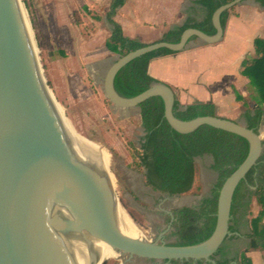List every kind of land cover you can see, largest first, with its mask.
Listing matches in <instances>:
<instances>
[{
  "label": "water",
  "instance_id": "95a60500",
  "mask_svg": "<svg viewBox=\"0 0 264 264\" xmlns=\"http://www.w3.org/2000/svg\"><path fill=\"white\" fill-rule=\"evenodd\" d=\"M247 1L233 0L216 9L215 35L188 28L178 43L146 44L113 62L102 80L106 98L122 112L161 96L164 116L178 133L208 125L249 142L247 157L219 191L212 235L196 245L175 246L122 233L116 217L120 203L109 167L108 171L102 167L94 147L72 140L68 118L60 112L45 79L21 0H0V264H95L108 246L124 262L136 258L159 264L214 263L212 256L230 236L233 194L262 154L260 132L218 115L179 120L173 114L176 94L169 85L155 83L125 98L116 92L114 78L122 67L145 54L161 48L184 50L192 36L202 44L221 41L220 14Z\"/></svg>",
  "mask_w": 264,
  "mask_h": 264
},
{
  "label": "trees",
  "instance_id": "16d2710c",
  "mask_svg": "<svg viewBox=\"0 0 264 264\" xmlns=\"http://www.w3.org/2000/svg\"><path fill=\"white\" fill-rule=\"evenodd\" d=\"M233 0H197L203 11L200 20L188 18L181 26L169 30L161 41L178 43L182 33L188 28L198 29L208 35H215L213 14L221 5ZM126 0H113L106 13V22L110 25V36L106 46L121 56L146 44L124 36L121 25L115 21L117 10ZM264 6V0H258ZM234 8V7H233ZM220 14V23L225 30L228 18L233 10ZM197 39L190 37L189 41ZM166 48L153 51L136 58L122 67L114 78L116 92L125 98L137 96L152 84L160 83L149 73L150 62L158 57L176 54ZM242 76L253 86L251 101L236 92V99L243 108L244 122L249 129L259 132L264 121V39L254 40V51L246 55L241 64ZM176 94V93H175ZM164 101L161 96H153L139 105L141 126L144 129L139 144L137 167L141 170L145 185L153 191L170 196H181L189 193L194 185L197 171V158L211 156L210 169L218 175L210 195L203 198L197 207L179 206L173 210L175 240L169 245L189 246L207 240L216 226V213L219 191L226 178L245 160L249 153V142L236 134L216 129L208 125L200 126L188 134L175 131L167 122ZM174 116L182 121H190L199 116L216 115V107L212 103L194 102L182 105L177 94L173 106ZM256 199L260 207L258 215L251 219L250 239L247 249L240 256L228 258L224 246L212 256L217 264H251L247 256L249 251L261 250L264 253V148L256 165L237 186L232 199L229 221L230 236L234 239L251 208V200ZM220 257V259L218 258ZM218 258V259H217ZM171 264H192L189 261H173ZM197 264H206L198 261Z\"/></svg>",
  "mask_w": 264,
  "mask_h": 264
},
{
  "label": "rangeland",
  "instance_id": "374dc122",
  "mask_svg": "<svg viewBox=\"0 0 264 264\" xmlns=\"http://www.w3.org/2000/svg\"><path fill=\"white\" fill-rule=\"evenodd\" d=\"M30 22L43 73L61 112L80 139L99 147L105 155L110 179L121 207L147 240L172 243L174 229L165 230L164 212L171 206H197L208 195L212 171L197 163L192 190L170 200L153 202V190L145 185L143 174L137 167L140 151V117L125 120L106 98L103 77L109 66L121 57L109 50V25L103 9L96 3L84 5L81 0H21ZM27 20V19H26ZM28 23V21H27ZM102 51V52H101ZM90 52H94L91 54ZM90 53V54H89ZM253 86H249V90ZM253 91V90H252ZM251 92V91H250ZM252 93V92H251ZM251 93L247 99L251 101ZM244 122L241 115L235 119ZM264 140V126L259 128ZM260 207L251 200L247 217L242 219V229L250 231V221ZM234 255L243 252L247 238L226 240ZM103 264H159L133 258L124 262L120 258L104 260Z\"/></svg>",
  "mask_w": 264,
  "mask_h": 264
},
{
  "label": "crops",
  "instance_id": "0c3cea01",
  "mask_svg": "<svg viewBox=\"0 0 264 264\" xmlns=\"http://www.w3.org/2000/svg\"><path fill=\"white\" fill-rule=\"evenodd\" d=\"M81 2L84 5L98 4L103 9L106 21V13L113 0ZM202 16L203 11L197 0H126L114 19L121 25L124 36L149 44L161 41L164 34L181 26L188 18L200 20ZM107 34L109 38L110 25ZM256 38L264 39V6L258 0H250L233 8L221 41L202 44L197 39L191 40L184 50L153 59L149 73L161 83L169 85L184 106L194 102L212 103L216 107V115L231 120L241 115L244 120V111L236 99V92L247 98L254 90H249L251 83L240 71L243 59L254 51ZM261 126H264V121ZM249 233L240 226L232 239L247 238L248 244L243 251L249 245ZM223 246L227 257H234L232 246L229 243L227 247ZM247 256L251 264H264L261 250L249 251ZM206 264L217 262L214 260V263Z\"/></svg>",
  "mask_w": 264,
  "mask_h": 264
},
{
  "label": "bare ground",
  "instance_id": "6f19581e",
  "mask_svg": "<svg viewBox=\"0 0 264 264\" xmlns=\"http://www.w3.org/2000/svg\"><path fill=\"white\" fill-rule=\"evenodd\" d=\"M57 106H58V104H57ZM60 112H61V110H60ZM65 121H66L67 128L71 134L72 140L94 147L100 156V159L102 162V167L105 168L106 171H108V166L106 163L105 155L103 154L102 150L99 147H97L95 144H93L91 142L84 141V140L80 139L79 137H77L75 134V130L71 127V125L69 124V122L66 119H65ZM116 217H117V220L119 223V228L122 231V233H124L127 236L133 237V238H142V236H143L142 233L135 226V224L132 222L130 217L127 215V213L124 211V209L119 204L116 207ZM119 257H120L119 254L108 246L103 251V253L100 255V257L96 260L95 264H102V262L104 260H108V259H112V258H119Z\"/></svg>",
  "mask_w": 264,
  "mask_h": 264
},
{
  "label": "flooded vegetation",
  "instance_id": "af4514ba",
  "mask_svg": "<svg viewBox=\"0 0 264 264\" xmlns=\"http://www.w3.org/2000/svg\"><path fill=\"white\" fill-rule=\"evenodd\" d=\"M122 114V118L125 119V120H130L132 118H135L136 117V114L134 113L133 109H131L129 112H121ZM138 115H139V108H138ZM140 117V115H139ZM144 135V129L143 127L141 126L140 124V127H139V136H137V139L138 141L140 142L142 136ZM213 162V159L211 156H205V157H202V158H197L196 159V163H199L200 165H203L205 167H208L210 169V165L212 164ZM211 170V169H210ZM213 175H214V179L209 183V186H208V195H210V192H211V189L213 188V185L216 183L217 181V178H218V175L215 171L211 170ZM153 194H154V197H153V202L154 203H158V202H162V201H167V200H170L176 196H170L168 194H160L158 192H155L153 191ZM208 195H205L201 198V201L203 198L207 197ZM199 205V204H198ZM197 205V206H198ZM190 206V205H188ZM197 206H192V207H197ZM177 208V206H171L170 210L168 212H164V221H165V224H166V228L165 230H170V229H174V221H175V215L173 213V210ZM198 261H193L191 260V263L192 264H196Z\"/></svg>",
  "mask_w": 264,
  "mask_h": 264
}]
</instances>
